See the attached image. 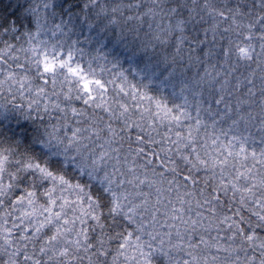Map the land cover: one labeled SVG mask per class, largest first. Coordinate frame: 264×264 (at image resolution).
<instances>
[{"label":"snow or ice","instance_id":"1","mask_svg":"<svg viewBox=\"0 0 264 264\" xmlns=\"http://www.w3.org/2000/svg\"><path fill=\"white\" fill-rule=\"evenodd\" d=\"M0 264H264V0H0Z\"/></svg>","mask_w":264,"mask_h":264}]
</instances>
